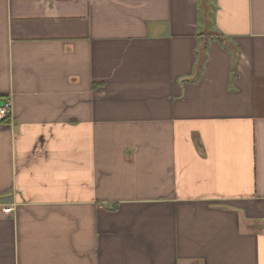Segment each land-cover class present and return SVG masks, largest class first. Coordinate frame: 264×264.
Listing matches in <instances>:
<instances>
[{"label": "crops", "instance_id": "0c3cea01", "mask_svg": "<svg viewBox=\"0 0 264 264\" xmlns=\"http://www.w3.org/2000/svg\"><path fill=\"white\" fill-rule=\"evenodd\" d=\"M203 1L199 60V0H0V264H264V0Z\"/></svg>", "mask_w": 264, "mask_h": 264}, {"label": "trees", "instance_id": "16d2710c", "mask_svg": "<svg viewBox=\"0 0 264 264\" xmlns=\"http://www.w3.org/2000/svg\"><path fill=\"white\" fill-rule=\"evenodd\" d=\"M200 4V20H201V26L200 30L197 33V36L199 38V46L196 49V54L198 56V59L200 60V57L204 55L206 46H207V41L209 37H215L218 42L221 44L227 46V41L226 39L222 36L221 33L217 31L210 30L209 28L206 27L207 23V8L206 4L203 0H199ZM202 59V58H201Z\"/></svg>", "mask_w": 264, "mask_h": 264}, {"label": "built area", "instance_id": "2783aa9c", "mask_svg": "<svg viewBox=\"0 0 264 264\" xmlns=\"http://www.w3.org/2000/svg\"><path fill=\"white\" fill-rule=\"evenodd\" d=\"M12 111V105L9 98L0 99V123L9 118Z\"/></svg>", "mask_w": 264, "mask_h": 264}]
</instances>
